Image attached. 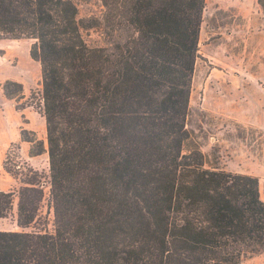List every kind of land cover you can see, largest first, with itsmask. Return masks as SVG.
Segmentation results:
<instances>
[{"label": "trees", "instance_id": "trees-1", "mask_svg": "<svg viewBox=\"0 0 264 264\" xmlns=\"http://www.w3.org/2000/svg\"><path fill=\"white\" fill-rule=\"evenodd\" d=\"M101 1L109 47L87 43L74 0H0V39H33L41 64L38 96L17 108L45 118L48 148L34 131L21 137L31 156L49 154L51 203L48 223L39 171L8 152L21 185L0 190V218L18 228L0 230V264H241L263 253L259 178L211 166L187 127L207 0ZM2 90L24 97L15 80Z\"/></svg>", "mask_w": 264, "mask_h": 264}, {"label": "rangeland", "instance_id": "rangeland-1", "mask_svg": "<svg viewBox=\"0 0 264 264\" xmlns=\"http://www.w3.org/2000/svg\"><path fill=\"white\" fill-rule=\"evenodd\" d=\"M74 1L78 6L79 16L87 24L83 30L87 43L93 47L111 46L115 37L111 36L103 19L105 8L102 1ZM238 4L248 9H253L255 5L253 46H247L246 18L238 13ZM33 42L30 38L0 39V190L11 192L20 187L19 180L4 167L8 152L12 157L18 154L20 162L37 169L42 177L46 190L42 204L43 215L47 216L49 223V154L44 152L31 156V144L21 137L23 129L34 131L48 148L46 121L35 106L17 108V105L28 101L32 91L38 96L41 87V64L30 54ZM199 46L187 127L199 138L211 166L257 176L264 200V173H254L264 161V131L221 111L222 106L230 104L231 98L221 96L222 87L218 83L222 78L223 65L229 63L228 72L234 73L232 63L237 62L239 57L247 58L248 52L250 57L254 56L256 59V73L260 76V82L264 83V5L260 0H207ZM7 80L23 84V98L16 101L5 97L2 85ZM29 135L33 136L31 133ZM17 228L14 215L0 218L1 231ZM241 264H264V253L247 256Z\"/></svg>", "mask_w": 264, "mask_h": 264}, {"label": "crops", "instance_id": "crops-1", "mask_svg": "<svg viewBox=\"0 0 264 264\" xmlns=\"http://www.w3.org/2000/svg\"><path fill=\"white\" fill-rule=\"evenodd\" d=\"M255 9V5L253 9L237 5L238 13L246 18L247 46H253L255 41ZM249 54L247 58L239 57L237 62L232 63V74L228 72L229 63L223 65L222 78L218 82L222 87L220 94L222 97H230L231 101L229 105L222 106L221 111L264 131V83L260 82V76L256 73V59ZM254 173H264V161Z\"/></svg>", "mask_w": 264, "mask_h": 264}]
</instances>
